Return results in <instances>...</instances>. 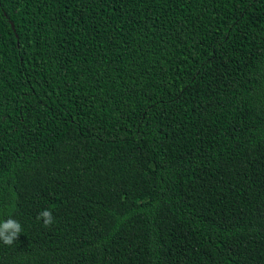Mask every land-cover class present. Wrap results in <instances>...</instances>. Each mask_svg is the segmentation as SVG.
Returning <instances> with one entry per match:
<instances>
[{"label":"trees","instance_id":"trees-1","mask_svg":"<svg viewBox=\"0 0 264 264\" xmlns=\"http://www.w3.org/2000/svg\"><path fill=\"white\" fill-rule=\"evenodd\" d=\"M8 218L0 264H264V0H0Z\"/></svg>","mask_w":264,"mask_h":264},{"label":"clouds","instance_id":"clouds-1","mask_svg":"<svg viewBox=\"0 0 264 264\" xmlns=\"http://www.w3.org/2000/svg\"><path fill=\"white\" fill-rule=\"evenodd\" d=\"M38 220H42L45 228L50 227L54 223V216L50 210H42L38 217ZM22 232L21 224L13 219L8 218L6 221L0 219V242L6 246H11L17 241L20 233Z\"/></svg>","mask_w":264,"mask_h":264}]
</instances>
